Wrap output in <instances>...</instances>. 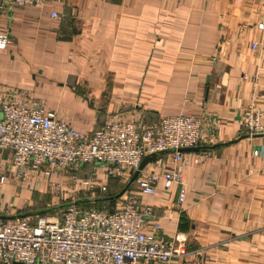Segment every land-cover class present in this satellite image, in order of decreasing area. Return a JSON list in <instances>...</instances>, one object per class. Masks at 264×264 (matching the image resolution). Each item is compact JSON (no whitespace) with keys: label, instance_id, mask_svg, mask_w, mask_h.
I'll list each match as a JSON object with an SVG mask.
<instances>
[{"label":"crops","instance_id":"1","mask_svg":"<svg viewBox=\"0 0 264 264\" xmlns=\"http://www.w3.org/2000/svg\"><path fill=\"white\" fill-rule=\"evenodd\" d=\"M261 23L264 0H66L3 8L0 33L11 41L0 50V99L23 90L86 134L113 116L146 123L203 117L205 160L185 170L182 184L159 187L142 201L161 218L166 239H184L185 254L172 264H264V134L242 123L252 106L264 110ZM170 157L160 159L168 164ZM94 170L85 166L76 177ZM2 176L3 217L48 214L54 182L65 178L62 187L70 188V175L61 173L23 185L9 152L0 150Z\"/></svg>","mask_w":264,"mask_h":264},{"label":"built area","instance_id":"2","mask_svg":"<svg viewBox=\"0 0 264 264\" xmlns=\"http://www.w3.org/2000/svg\"><path fill=\"white\" fill-rule=\"evenodd\" d=\"M64 2L8 0L0 10ZM52 17L59 15L54 12ZM258 28L264 32V23ZM10 41V34L0 33V50ZM242 123L251 134H264V110L252 106ZM204 133L203 117L180 114L154 123L113 116L100 130L86 134L23 90L5 91L0 99V150L9 152L17 181L25 186L90 165L96 168L90 177L80 180L70 175L71 188L108 193L112 179L130 180L147 156L154 158L131 184L134 192L118 198L114 211L85 209L74 202L58 217L0 219V264H172L185 254L184 239L179 235L166 239L161 218L142 198L155 196L159 187L170 191L182 184L185 170L205 160L206 151H179L200 147ZM162 154L171 156L168 164L160 159ZM6 180L0 177V184ZM61 191L59 184H53V193ZM185 198L182 192L180 204Z\"/></svg>","mask_w":264,"mask_h":264},{"label":"rangeland","instance_id":"3","mask_svg":"<svg viewBox=\"0 0 264 264\" xmlns=\"http://www.w3.org/2000/svg\"><path fill=\"white\" fill-rule=\"evenodd\" d=\"M95 172V170L93 171ZM78 172H62L61 175H76ZM60 174V173H55ZM88 175V174H86ZM84 175V176H86ZM86 176L85 178H87ZM90 177V176H89ZM84 179V178H82ZM81 180V178H80ZM55 181V180H54ZM54 184H59L60 189L62 190L60 194H56L55 192H51L48 194L50 199L53 200L52 209L47 214L51 217H58L60 215V211L63 210L68 204L70 203H77L78 205L82 206L85 209H100L103 211H114L118 207L121 200H118L120 196L126 195L127 191L134 192V187L130 185V180L128 179H113L112 182L109 183V191L108 193H101L99 191H88L83 189L82 187H78L76 190L71 188L70 191L62 185L66 184V179H61L60 183L54 182ZM53 188V187H52ZM108 196H117L115 199L116 201L112 203H107L102 201V198ZM127 196V195H126Z\"/></svg>","mask_w":264,"mask_h":264},{"label":"water","instance_id":"4","mask_svg":"<svg viewBox=\"0 0 264 264\" xmlns=\"http://www.w3.org/2000/svg\"><path fill=\"white\" fill-rule=\"evenodd\" d=\"M217 147H218V146H214V147H212V148L215 149V148H217ZM205 149H210V148H208V147H207V148H206V147H194V148L180 149L179 151L182 152V153H194V152H200V151L205 150ZM153 158H154V156H147V157L143 160V162H142V164H141L139 170H137V171L133 174L132 178L130 179V185L133 184V183L135 182V180L137 179V177L140 175V172L143 171V170L146 168V166L152 161ZM116 198H117V197H116ZM19 217H20V216H19ZM15 218H18V216H16V217H3V216H0V219H1V220H13V219H15Z\"/></svg>","mask_w":264,"mask_h":264},{"label":"trees","instance_id":"5","mask_svg":"<svg viewBox=\"0 0 264 264\" xmlns=\"http://www.w3.org/2000/svg\"><path fill=\"white\" fill-rule=\"evenodd\" d=\"M113 180V179H112ZM112 180H111V182H112ZM116 197L117 196H108V197H104V198H102V201H105V202H107V203H112V202H114V201H116L115 199H116ZM47 212H42V213H40V214H46Z\"/></svg>","mask_w":264,"mask_h":264}]
</instances>
